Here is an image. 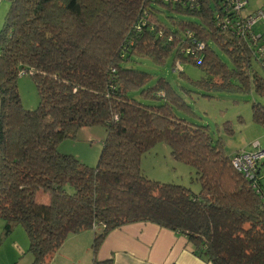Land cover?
Masks as SVG:
<instances>
[{
    "label": "trees",
    "instance_id": "obj_1",
    "mask_svg": "<svg viewBox=\"0 0 264 264\" xmlns=\"http://www.w3.org/2000/svg\"><path fill=\"white\" fill-rule=\"evenodd\" d=\"M224 1L9 0L0 28L1 236L21 224L30 264H46L68 235L91 229L92 264H113L96 258L98 248L108 232L132 222L182 234L193 254L211 264H264V159L254 179L234 169L235 152L226 154L208 126L174 116L173 107L186 104L163 78L142 90L162 103L129 96L151 78L130 63L163 64L170 55L173 63L201 67L199 87L264 96L252 46L217 25ZM198 44L195 62L182 50ZM21 72L36 85L34 109L22 106ZM252 115L264 125V105L253 103ZM96 123L106 129L96 166L57 151L60 140ZM158 142L195 170L198 193L141 172L140 157Z\"/></svg>",
    "mask_w": 264,
    "mask_h": 264
},
{
    "label": "rangeland",
    "instance_id": "obj_2",
    "mask_svg": "<svg viewBox=\"0 0 264 264\" xmlns=\"http://www.w3.org/2000/svg\"><path fill=\"white\" fill-rule=\"evenodd\" d=\"M165 15H168V13H165ZM164 16H161V18L167 23ZM260 23L264 24V22L259 21L257 25ZM214 48L218 51L222 60L230 64L226 54L215 46ZM173 60V56L170 55L163 64H158L149 58H137L132 61L130 63L132 68L149 73L151 78L143 87L131 89L129 96L145 104L162 103L161 98L154 99L144 96L142 90L153 86L157 79L163 78L182 97L186 104L185 107L174 106L172 109L174 116L187 123L208 126L213 139L220 137L223 141L226 154H232L241 149L248 150L252 147V143L256 141L264 146V125L254 121L252 115V104L261 103L264 105V96L258 95L253 89L225 90L199 87L195 81L205 75L201 67L189 62H181L180 64L179 61H176L173 63ZM177 65H180L183 73L180 74L175 69ZM252 65L253 69L264 78V68L255 60H253ZM213 80L220 81L217 77H214ZM16 84L22 106L25 109L36 108L39 95L31 76L29 74L19 75ZM105 137L106 129L101 123L92 124L86 128L81 127L73 138L60 140L57 151L73 155L87 166L94 167L98 162ZM139 163L141 172L152 181L180 184L194 193H198L200 190V183L196 179L195 170L183 161L176 160L171 155L170 148L163 142L156 143L145 152L140 157ZM38 199L41 200L42 198L39 197ZM3 226L4 220L0 217V237H2ZM88 233L94 234L93 231H83L68 235L60 248L54 253H57L56 255L61 259L57 264L62 262L67 249L78 241L80 242L81 253L89 255L85 252V249L92 243V237ZM28 247V235L23 226L17 224L8 235L2 237L0 242V264H30L32 255L28 251ZM46 264H50V257L47 259ZM87 264H89V259Z\"/></svg>",
    "mask_w": 264,
    "mask_h": 264
},
{
    "label": "crops",
    "instance_id": "obj_3",
    "mask_svg": "<svg viewBox=\"0 0 264 264\" xmlns=\"http://www.w3.org/2000/svg\"><path fill=\"white\" fill-rule=\"evenodd\" d=\"M8 7L9 0H0V28ZM259 7H264V0H247L244 13L250 14ZM252 28L262 35L261 42L264 44V24L256 23ZM41 200L45 202L47 199L44 196ZM88 234L93 240L94 234ZM89 247L85 249L89 255L81 253L78 241L67 249L60 264H87L88 259L92 264ZM56 254L50 259V264L60 262ZM96 258L111 259L113 264H211L193 254L185 236L151 222H132L112 229L98 248Z\"/></svg>",
    "mask_w": 264,
    "mask_h": 264
},
{
    "label": "built area",
    "instance_id": "obj_4",
    "mask_svg": "<svg viewBox=\"0 0 264 264\" xmlns=\"http://www.w3.org/2000/svg\"><path fill=\"white\" fill-rule=\"evenodd\" d=\"M246 3L247 0H225L222 9L224 17L221 18L219 13H217V25L222 28H231L235 35L246 39L253 48L254 60L264 68V44L261 42L262 35L255 33L252 28L257 22H264V7H259L254 12L245 14L243 11ZM226 12L229 14H226ZM202 48L203 45L198 44L197 49L186 48L182 52L185 55H189L192 60L200 62L201 57L198 55L197 50L200 51ZM175 69L181 70L180 65H177ZM24 73L21 72V74ZM159 95H163V93L160 92ZM261 159H264V146H261L256 141L252 143L250 149L236 151L232 156L231 164L234 169L242 172L247 178L254 179L255 166Z\"/></svg>",
    "mask_w": 264,
    "mask_h": 264
}]
</instances>
